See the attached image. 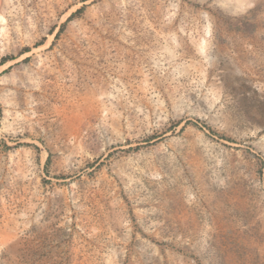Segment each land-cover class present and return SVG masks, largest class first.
<instances>
[{
    "label": "rangeland",
    "instance_id": "obj_1",
    "mask_svg": "<svg viewBox=\"0 0 264 264\" xmlns=\"http://www.w3.org/2000/svg\"><path fill=\"white\" fill-rule=\"evenodd\" d=\"M0 264H264V0H0Z\"/></svg>",
    "mask_w": 264,
    "mask_h": 264
},
{
    "label": "trees",
    "instance_id": "obj_2",
    "mask_svg": "<svg viewBox=\"0 0 264 264\" xmlns=\"http://www.w3.org/2000/svg\"><path fill=\"white\" fill-rule=\"evenodd\" d=\"M4 60H6V59H4Z\"/></svg>",
    "mask_w": 264,
    "mask_h": 264
}]
</instances>
